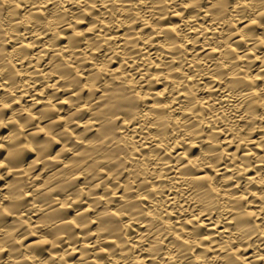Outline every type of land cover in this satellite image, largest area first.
Returning a JSON list of instances; mask_svg holds the SVG:
<instances>
[{
	"label": "bare ground",
	"instance_id": "bare-ground-1",
	"mask_svg": "<svg viewBox=\"0 0 264 264\" xmlns=\"http://www.w3.org/2000/svg\"><path fill=\"white\" fill-rule=\"evenodd\" d=\"M0 264H264V0H0Z\"/></svg>",
	"mask_w": 264,
	"mask_h": 264
}]
</instances>
